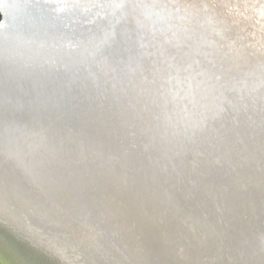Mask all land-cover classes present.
Here are the masks:
<instances>
[{"label":"bare ground","instance_id":"obj_1","mask_svg":"<svg viewBox=\"0 0 264 264\" xmlns=\"http://www.w3.org/2000/svg\"><path fill=\"white\" fill-rule=\"evenodd\" d=\"M242 1L0 0V264H264Z\"/></svg>","mask_w":264,"mask_h":264},{"label":"rangeland","instance_id":"obj_2","mask_svg":"<svg viewBox=\"0 0 264 264\" xmlns=\"http://www.w3.org/2000/svg\"><path fill=\"white\" fill-rule=\"evenodd\" d=\"M193 2L194 0H190ZM253 3V6L263 7V0H248ZM257 1V2H256ZM208 4L216 9L218 14L223 15L225 18L232 17L235 20H243L244 23H250L254 26V30L257 31V27L260 25L256 10L249 9L242 0H225L222 7H219L218 0H207ZM228 3V4H227ZM261 5V6H260ZM246 12V14H245ZM1 20V15H0Z\"/></svg>","mask_w":264,"mask_h":264},{"label":"water","instance_id":"obj_3","mask_svg":"<svg viewBox=\"0 0 264 264\" xmlns=\"http://www.w3.org/2000/svg\"><path fill=\"white\" fill-rule=\"evenodd\" d=\"M0 15H1V17H3V16H4V15H3V12L0 11Z\"/></svg>","mask_w":264,"mask_h":264}]
</instances>
